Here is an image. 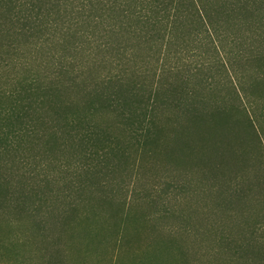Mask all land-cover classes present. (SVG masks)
<instances>
[{
	"label": "trees",
	"instance_id": "obj_1",
	"mask_svg": "<svg viewBox=\"0 0 264 264\" xmlns=\"http://www.w3.org/2000/svg\"><path fill=\"white\" fill-rule=\"evenodd\" d=\"M185 43H242L254 63L264 57V0H0V254L34 264L35 245L44 264H68L57 236L76 211L94 217L99 203L117 202L131 213L178 198L181 185L159 194L144 180L166 114L210 103L171 85L183 67L171 66L170 50ZM231 80L233 104L257 106ZM228 184L215 190L235 230L195 229L200 246L212 236L208 252L172 246L146 264H264V217L252 226L249 191ZM231 198L245 203L233 209Z\"/></svg>",
	"mask_w": 264,
	"mask_h": 264
},
{
	"label": "rangeland",
	"instance_id": "obj_2",
	"mask_svg": "<svg viewBox=\"0 0 264 264\" xmlns=\"http://www.w3.org/2000/svg\"><path fill=\"white\" fill-rule=\"evenodd\" d=\"M170 51L171 66L178 62L183 67L178 79L170 78L175 79L171 85L181 94L193 88L210 101L190 112L184 106L167 113L161 120L162 137L151 148L146 190L152 186L163 194L181 185L180 192L171 193L178 198L167 199V207L160 201L142 202L131 213L117 202L99 203L103 214L94 217L76 211L57 236L68 251V264H146L144 257L153 255L165 261L172 246L192 250L191 254L208 252L212 236L200 246L203 239L196 238L195 229L215 233L216 228L218 235L222 225L228 232L235 230L218 208L215 188L222 184L232 183V189L243 184L249 191L247 219L252 226L264 217V57L249 63L251 53L242 43H185ZM197 72L202 76L192 77ZM231 78L255 96L257 106L241 100L233 104ZM231 200L225 204L233 209L244 202ZM27 252L34 255V264L45 263V251L34 245ZM0 264L20 263L12 254H0Z\"/></svg>",
	"mask_w": 264,
	"mask_h": 264
}]
</instances>
